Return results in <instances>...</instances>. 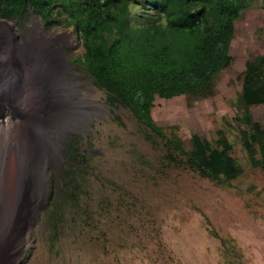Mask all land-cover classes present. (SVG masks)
Segmentation results:
<instances>
[{
	"label": "rangeland",
	"instance_id": "rangeland-1",
	"mask_svg": "<svg viewBox=\"0 0 264 264\" xmlns=\"http://www.w3.org/2000/svg\"><path fill=\"white\" fill-rule=\"evenodd\" d=\"M0 30V44L45 39L74 89L81 118L66 132L61 158L42 174V194L19 243L29 246L12 264H264V166L253 164L245 148L252 130L242 123L239 101L247 61L264 55L261 0L236 22L233 62L213 92L157 97L152 109L155 122L187 148L194 135L216 146L224 133L243 168L224 185L192 170L178 152L170 162L160 137L127 109L108 104L79 62L82 41L65 21L50 25L31 12L0 19ZM250 113L263 131L255 156L261 163L264 108Z\"/></svg>",
	"mask_w": 264,
	"mask_h": 264
},
{
	"label": "trees",
	"instance_id": "trees-1",
	"mask_svg": "<svg viewBox=\"0 0 264 264\" xmlns=\"http://www.w3.org/2000/svg\"><path fill=\"white\" fill-rule=\"evenodd\" d=\"M254 1L0 0V19L33 12L50 25L65 21L82 41L79 62L107 93L108 104L127 109L160 137L170 162L178 152L192 170L224 185L243 174L224 133L216 146L194 135L187 148L155 122L152 109L157 97L203 98L213 92L218 75L233 62L236 22ZM239 101L245 110L242 123L252 130L245 148L253 164L264 166L255 157L263 131L250 113L255 106L264 108V55L247 61Z\"/></svg>",
	"mask_w": 264,
	"mask_h": 264
},
{
	"label": "bare ground",
	"instance_id": "bare-ground-1",
	"mask_svg": "<svg viewBox=\"0 0 264 264\" xmlns=\"http://www.w3.org/2000/svg\"><path fill=\"white\" fill-rule=\"evenodd\" d=\"M32 40L0 44V264H12L29 246L19 243L42 194V174L61 158L66 132L81 119L63 66L42 36Z\"/></svg>",
	"mask_w": 264,
	"mask_h": 264
},
{
	"label": "clouds",
	"instance_id": "clouds-1",
	"mask_svg": "<svg viewBox=\"0 0 264 264\" xmlns=\"http://www.w3.org/2000/svg\"><path fill=\"white\" fill-rule=\"evenodd\" d=\"M3 107V106H2Z\"/></svg>",
	"mask_w": 264,
	"mask_h": 264
}]
</instances>
